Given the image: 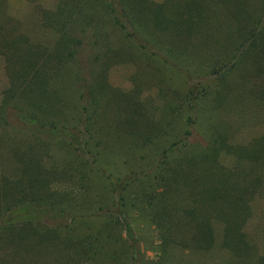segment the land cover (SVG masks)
Here are the masks:
<instances>
[{
	"label": "rangeland",
	"instance_id": "374dc122",
	"mask_svg": "<svg viewBox=\"0 0 264 264\" xmlns=\"http://www.w3.org/2000/svg\"><path fill=\"white\" fill-rule=\"evenodd\" d=\"M27 1L6 2V15L10 17L6 29H14L19 35L8 46H0V104L23 84L42 85L50 66L45 51L53 35L43 29L39 22L41 15L34 4L42 1L44 8L50 9L56 0ZM148 1L168 20L175 18L177 11L184 13L181 6L185 0ZM235 1H245L250 12L264 3V0ZM204 3L210 10L205 24L200 23L187 36L183 35V45L182 42L174 44L169 24L167 30L159 31L148 25L131 37L134 40L127 38L126 41L118 32L108 29V38L99 39V50L103 54L93 59L95 49L88 32L78 33L81 75L96 82L105 75L107 84L97 93L104 104L96 116L97 137L102 141L98 154L90 165L89 161L78 160L63 146L54 144L50 147L45 164L58 172L64 171L55 180L58 191L77 193L73 205L70 204L76 218L56 221L58 226L53 222L44 224L41 229L46 235L44 241L24 233L16 246L0 249V264H264V157L256 164L245 158L248 151H264V103L255 100L246 83L253 77L255 61L249 57L243 59L237 68L232 69L229 65L231 70L226 76V86H220V74L226 70L221 64L229 59L236 46V24L217 0H204ZM0 20H3L1 16ZM115 48L123 50L127 56L119 61L113 59L111 51ZM24 56H29L37 64L34 72L17 68L16 60ZM258 57L264 63V53H258ZM74 67L71 66L72 70L60 83L62 87L77 80L73 76ZM218 69L220 71L216 74ZM192 85L206 99L197 106L193 125H189L192 112L183 100ZM210 97L222 99L217 104L213 101L209 104ZM127 99L130 102L125 105ZM205 105H208V112ZM133 110L140 115L139 120L136 116L135 122L141 121L130 129L120 120L132 118ZM206 117L217 126L227 144L238 145L241 154L238 159L232 155L216 158L220 171L226 169L228 175L239 182L255 175L263 176L261 183L252 190L257 194L249 199V209L239 217L243 219L241 231L247 250L242 255H235L222 246L223 224L217 212L212 211L215 240L211 248L199 251L169 245L162 253L157 246L160 242L156 226L159 222L155 216L157 208L147 206L146 179L138 176L144 171L145 163L155 160L170 141L205 143L209 126ZM146 121L162 128L165 139L153 136L147 144L143 140V135L149 132L144 124ZM185 129H191V133L183 135ZM12 138L18 141L21 137L13 133ZM6 158L4 154L3 161L8 163ZM134 173L138 175H132ZM180 176L184 175L180 173ZM128 179H134V182L120 193L137 241L135 263H130L124 232L109 218L111 214L116 217L118 212L113 187H121ZM151 184L149 180L152 187ZM163 205L173 216L190 206L186 186L178 185L165 195ZM185 222L186 229L181 230L180 235L173 234L180 239L193 236L192 223L189 219Z\"/></svg>",
	"mask_w": 264,
	"mask_h": 264
},
{
	"label": "trees",
	"instance_id": "16d2710c",
	"mask_svg": "<svg viewBox=\"0 0 264 264\" xmlns=\"http://www.w3.org/2000/svg\"><path fill=\"white\" fill-rule=\"evenodd\" d=\"M6 2L7 0H0V16L3 19L0 20V46H8L19 35L14 29H6L10 20L5 11ZM217 2L222 4L228 17L235 22L238 36L233 54L221 64L226 70L222 74L218 73L221 78L220 86H226V76L231 70L229 65L232 69L237 68L243 59L251 57L255 61V70L253 77L246 83L254 93L255 100L264 103V63L258 57V53H264V3L250 12L245 1ZM34 5L41 15L39 22L43 29L49 30L53 35V40L45 51L50 66L42 85L23 84L12 96L3 98L0 104V249L3 246H16L26 232L33 238L44 241L46 235L41 232L44 224H56V221L62 219L73 221L76 218L70 204L73 205L77 193L58 191L55 180L64 171L58 172L55 168L46 166L45 161L50 147L57 144L70 151L78 160L85 163L89 161L88 164L91 165L102 142L97 137L99 128L96 116L103 110L104 104L97 93L105 89L107 84L105 75L97 82L81 75L78 67L81 40L78 33L88 32L92 48L95 49L92 57L96 59L103 54L99 50V39L108 38V29L118 32L122 40L126 41L127 38L134 40L131 37L148 25L159 31L167 30L169 24L174 44L182 42L183 45L182 36L189 34L200 23L205 24L209 14L207 12H210L204 0H185L181 6L184 13L177 11L178 14L171 20L164 18L159 8L151 5L148 0H56L54 7L50 9L44 8L42 1ZM126 56L127 53L121 49L111 51V57L118 61ZM16 66L28 72H34L37 68V64L29 56L19 57ZM71 66H75L73 76L77 80L62 87L60 83L72 70ZM219 71L220 69L215 73ZM205 99L195 85L187 89L183 101L192 112L189 125H193L196 108ZM221 99L222 97H210L208 103L213 101L217 104ZM129 102L127 99L124 104ZM205 107L208 112V105ZM132 114L135 119L132 117L120 120L123 126L130 129L141 121L135 122L136 116L137 120L140 117L135 110ZM206 118L209 126L205 143L170 141L155 160L145 163L144 171L138 176L146 179L148 189L144 192L147 206L157 208L155 216L159 222L156 226L160 240L157 246L162 253L169 245L199 251L211 248L215 240L212 211L217 212L218 219L223 224L222 246L235 255H242L247 250L241 231L243 219L239 217L244 216L249 209V199L257 194L252 190L261 183L263 176L255 175L250 180L239 182L228 175L229 171L226 169L220 171L216 158L232 155L238 159L241 154L238 145L227 144L213 121ZM144 124L149 130L143 135L147 144L153 136L165 139L162 128L154 127L147 121ZM190 130L185 129L183 135H189ZM13 133L21 138L15 141ZM4 154L8 163L3 161ZM263 157L264 151L261 149L245 154V158L252 161V164ZM180 173L184 176L181 177ZM187 178L190 180L187 181ZM149 180L153 183L152 187ZM132 181L134 179H128L121 187H113L118 212L116 217L111 214L109 218L124 232L130 263H135L137 241L127 220L125 201L120 193ZM178 185L188 189L191 205L173 216L163 205L164 196ZM185 219L192 223L193 236L190 239H180L173 235H180L181 230L186 229Z\"/></svg>",
	"mask_w": 264,
	"mask_h": 264
}]
</instances>
